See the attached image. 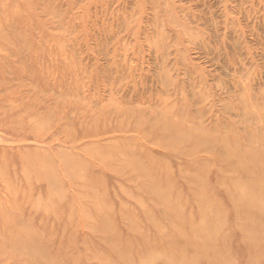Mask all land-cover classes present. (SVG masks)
I'll list each match as a JSON object with an SVG mask.
<instances>
[{
  "label": "rangeland",
  "instance_id": "1",
  "mask_svg": "<svg viewBox=\"0 0 264 264\" xmlns=\"http://www.w3.org/2000/svg\"><path fill=\"white\" fill-rule=\"evenodd\" d=\"M0 264H264V0H0Z\"/></svg>",
  "mask_w": 264,
  "mask_h": 264
}]
</instances>
